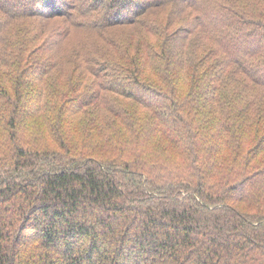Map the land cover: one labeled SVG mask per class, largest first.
Listing matches in <instances>:
<instances>
[{
  "label": "trees",
  "instance_id": "trees-1",
  "mask_svg": "<svg viewBox=\"0 0 264 264\" xmlns=\"http://www.w3.org/2000/svg\"><path fill=\"white\" fill-rule=\"evenodd\" d=\"M0 264H264V0H0Z\"/></svg>",
  "mask_w": 264,
  "mask_h": 264
},
{
  "label": "rangeland",
  "instance_id": "rangeland-1",
  "mask_svg": "<svg viewBox=\"0 0 264 264\" xmlns=\"http://www.w3.org/2000/svg\"><path fill=\"white\" fill-rule=\"evenodd\" d=\"M164 11L165 9H155L154 11L149 12V15L152 16H158L160 18L164 17ZM57 20L56 19H50L49 21H47V23H55ZM181 22L180 21H176L174 26H178L180 25ZM111 31L113 32V34H115V36L119 39L120 42L124 43V44H133L137 42V39L139 37V34L135 31V28L133 25H129V26H117V27H112ZM50 32L49 28H46V31L44 32L43 36L39 39L38 42H42L43 40H46V36H48V33ZM127 32H131V35L128 36ZM194 39V38H193ZM193 39H191V41H193ZM99 44L102 46V48H104V43L102 41H99ZM105 49V48H104ZM110 55H115V51L111 48H107L105 49ZM111 50V51H110ZM54 53L56 55L55 50L54 51H48L46 54L48 56L51 57V54ZM62 53H66L67 57H69L71 60H65L64 62H62L61 64H59L58 66L54 67L51 71V80L54 81L55 78L57 79V85L62 86V88H65L68 83L67 81L69 79H77L80 77V74L83 73L85 75H87V73L84 72L83 67L80 65L78 66V59L77 57V53H76V45L74 41H69L67 43H65L64 45L61 46L60 49V53L58 55V57L62 54ZM57 57V56H56ZM57 57V58H58ZM71 70L74 71V74L71 73ZM89 76L87 75V79L89 80ZM119 100H123L122 97H118ZM79 119H81V116L78 117ZM41 122V121H40ZM40 128H42V130H39L38 133L40 131H44L45 130V126L44 124H42V126H40ZM49 144L53 145L54 143L51 141H48ZM29 230H27L25 232V234L28 232ZM29 233V232H28Z\"/></svg>",
  "mask_w": 264,
  "mask_h": 264
}]
</instances>
